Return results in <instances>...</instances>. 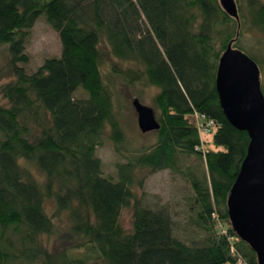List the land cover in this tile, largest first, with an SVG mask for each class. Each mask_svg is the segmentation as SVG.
<instances>
[{"label":"trees","instance_id":"trees-1","mask_svg":"<svg viewBox=\"0 0 264 264\" xmlns=\"http://www.w3.org/2000/svg\"><path fill=\"white\" fill-rule=\"evenodd\" d=\"M237 12L234 20L220 0H0V54L12 78L0 86V264H60L67 257L53 256L39 239L61 235L77 241L76 253L105 264H257L226 209L249 138L225 120L215 90L227 45L243 48L244 22L248 32L264 34V5L250 0L248 17ZM40 16L61 52L27 75L20 67L29 61L25 41ZM103 46L136 68L112 67L114 74L158 90L155 143L129 158L100 72ZM194 114L214 123L203 150ZM106 128L114 152L126 158L116 166L117 181L103 177L95 155ZM188 158L204 166L187 175L191 223L203 234L192 244L176 238L170 217L145 208L134 191L143 185L139 172L176 171V161ZM125 210L132 212L128 230L120 222ZM63 215L65 234L54 223Z\"/></svg>","mask_w":264,"mask_h":264},{"label":"rangeland","instance_id":"rangeland-1","mask_svg":"<svg viewBox=\"0 0 264 264\" xmlns=\"http://www.w3.org/2000/svg\"><path fill=\"white\" fill-rule=\"evenodd\" d=\"M250 0H234L238 9L241 7L244 16L248 17V3ZM259 4L264 5V0H257ZM142 24L144 28L146 24L144 19ZM242 36L239 41L241 48L239 51L253 59L259 70L260 88L264 95V34L256 30L248 32L249 23L244 22ZM247 29V31H246ZM105 53L106 61L100 68L101 76L104 84L107 86L112 101L113 113L119 123L123 133V143L121 144L126 158L131 156L142 148H147L155 143L156 136L153 133L142 134L137 127V115L132 107V101L138 100L140 104L153 110L154 116L157 118L158 113L153 105V97L158 93L154 87L145 83L137 82L136 84L126 83L122 78L112 72V67L116 70L136 69L132 63H121L109 56V49L102 47ZM61 47L58 35L46 23L45 19L40 16L35 21L33 27L28 31L25 41L24 53L28 56V63L20 65L27 75H31L42 66L44 61L60 56ZM6 57L0 54V86L12 80L6 67ZM80 98V93L74 95ZM3 101L0 96V104ZM202 148H207L209 137H199ZM96 157L101 163V171L104 178L117 181L116 166L126 162V158L116 154L113 150V144L109 140L108 129H104L101 137V145L95 151ZM176 171L164 170L149 174L147 170L138 173V178H144L142 188L134 189L135 193L140 197L142 205L153 211H163L171 219L173 225V235L186 244L200 242L203 234L199 232L191 223L193 218V193L188 181V174L195 171L204 172V166L195 158L180 159L175 164ZM34 175L41 181V176L37 170L32 169ZM46 211L51 214L53 205L51 202L46 203ZM131 210H125L121 215V225L124 229L131 228ZM57 229L61 234L66 233L65 216L54 220ZM63 241H60L62 240ZM52 237H41L39 239L41 245L57 257H67L60 264H67L69 258L80 256L86 259V264H105L92 256L85 255L84 251L76 253L73 248L77 241H72L68 236L61 235ZM64 251L66 254L61 255ZM34 264H40L36 262Z\"/></svg>","mask_w":264,"mask_h":264},{"label":"water","instance_id":"water-1","mask_svg":"<svg viewBox=\"0 0 264 264\" xmlns=\"http://www.w3.org/2000/svg\"><path fill=\"white\" fill-rule=\"evenodd\" d=\"M222 10L238 20L234 0H220ZM215 90L225 120L249 138L246 155L226 200L227 216L234 234L264 264V95L256 63L229 43L218 60ZM137 127L142 134L159 125L153 110L132 101Z\"/></svg>","mask_w":264,"mask_h":264},{"label":"built area","instance_id":"built-area-1","mask_svg":"<svg viewBox=\"0 0 264 264\" xmlns=\"http://www.w3.org/2000/svg\"><path fill=\"white\" fill-rule=\"evenodd\" d=\"M193 121L196 126V130H197L199 137L201 138L210 137V135H212L213 130H214V123L211 120L206 119L202 115L194 114ZM199 148L200 150H203L202 144H201V147Z\"/></svg>","mask_w":264,"mask_h":264}]
</instances>
